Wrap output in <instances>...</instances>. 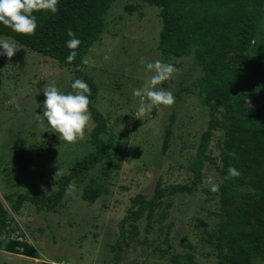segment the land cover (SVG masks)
I'll use <instances>...</instances> for the list:
<instances>
[{
  "label": "rangeland",
  "instance_id": "1",
  "mask_svg": "<svg viewBox=\"0 0 264 264\" xmlns=\"http://www.w3.org/2000/svg\"><path fill=\"white\" fill-rule=\"evenodd\" d=\"M160 27L156 7L131 0L112 2L99 40L82 58V73L97 89L92 106L105 121L99 137L115 148L118 159L113 158V166H91L84 178L71 182L75 189L66 191L52 210L22 203L11 214L10 237L27 241L36 258L9 254L0 246V264H46L45 258L57 264H171L175 258L182 264L186 255L193 264H215L210 233L217 223L218 191H211V185L221 179L210 163L203 166L196 193L162 198L149 220L143 216L126 226L116 262L111 251L117 223L135 209V199L149 200L156 184H191L188 166L207 127V109L198 101L201 68L190 56L163 59L157 50ZM260 31L264 38V17ZM250 45L248 51L228 52L225 61L236 66L240 58L253 56L255 46ZM158 59L179 69L158 86L171 91L175 103L154 106L141 115L138 109L148 103L147 96L134 97L132 90L148 85L146 63ZM75 79L70 69L19 45L11 60L0 55V203L6 211L19 194H53L59 178L93 151L91 130L83 140L68 143L35 119V114H43L44 86L52 83L69 93ZM245 103L249 112L256 108L249 100ZM220 142L221 130H216L207 149L216 164ZM16 153L24 155L28 166L19 165ZM58 169L64 174L55 176ZM87 185L99 191L92 203L81 198ZM5 238L0 232V243ZM252 264L264 261L254 259Z\"/></svg>",
  "mask_w": 264,
  "mask_h": 264
},
{
  "label": "trees",
  "instance_id": "2",
  "mask_svg": "<svg viewBox=\"0 0 264 264\" xmlns=\"http://www.w3.org/2000/svg\"><path fill=\"white\" fill-rule=\"evenodd\" d=\"M114 0H59L58 11L35 13V35H20L0 24V36L15 40L21 47L53 60L68 68L74 76L85 81L91 89L89 111L96 127L90 132L93 151L82 156L56 183L50 196L17 195L9 211L0 203V232L5 241L2 250L9 254L36 258L34 248L25 240L10 235L11 214L24 202L52 210L72 181L84 178L86 171L96 163L113 166L115 148L100 139L105 121L92 106L97 89L91 79L82 73V58L99 40L104 28V16ZM156 7L161 27L157 50L163 59L190 56L202 71L198 83L199 104L207 109V127L200 135L195 155L188 170L191 184L154 186L149 200H134L135 209L117 223L118 238L111 246L115 262L126 238V226L140 220H149L158 202L167 196L192 195L201 183V171L210 163L221 179L218 189L217 223L211 231L215 250V264H252L264 261V38L260 25L264 17V0H131ZM81 41L72 63H66L70 50L67 30ZM253 56L240 58L236 66L225 59L230 51L249 50ZM253 52V51H252ZM240 83L237 85V83ZM256 105L247 111L245 101ZM219 115V117H217ZM221 130L218 144L220 162L207 155L210 137ZM21 167L28 166L24 155L16 153ZM118 159V158H117ZM239 172L237 177L225 179L228 169ZM99 191L89 185L81 192L82 200L92 203ZM9 237V238H8ZM182 264H193L186 255ZM171 264H180L175 258Z\"/></svg>",
  "mask_w": 264,
  "mask_h": 264
},
{
  "label": "clouds",
  "instance_id": "3",
  "mask_svg": "<svg viewBox=\"0 0 264 264\" xmlns=\"http://www.w3.org/2000/svg\"><path fill=\"white\" fill-rule=\"evenodd\" d=\"M59 0H0V24L10 28L20 35H35L37 19L35 13L50 12L55 14L58 11ZM69 39L66 47L70 53L66 57V63H72L76 56V49L81 41L70 29L67 30ZM0 55L11 60L18 52V45L10 38L0 39ZM144 63V61H142ZM146 71L151 73L148 85L145 88H134L132 95L142 97L146 94L148 103L139 107L141 115L149 113L154 106L170 107L175 103V97L171 91L162 87L164 82L169 81L179 69L174 64L155 60L146 63ZM72 91L64 93L54 84L49 83L42 89L45 97L43 101V114H35V119L41 128H51L59 134L60 139L68 143H76L85 138V133L96 127L89 111L91 103L89 96L91 89L82 79H75L71 84ZM122 128V126H121ZM47 132V131H45ZM63 170L58 169L55 176L63 175ZM239 172L234 168L228 169V176L225 179L237 177ZM75 189L74 183H69L66 191ZM219 185L212 184L211 191L216 192ZM46 264H57L50 258H45Z\"/></svg>",
  "mask_w": 264,
  "mask_h": 264
}]
</instances>
